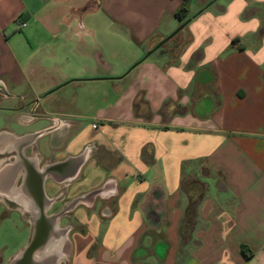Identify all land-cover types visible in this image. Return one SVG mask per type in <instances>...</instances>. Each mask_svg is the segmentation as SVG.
<instances>
[{"label": "crops", "instance_id": "obj_1", "mask_svg": "<svg viewBox=\"0 0 264 264\" xmlns=\"http://www.w3.org/2000/svg\"><path fill=\"white\" fill-rule=\"evenodd\" d=\"M183 3L0 0V151L25 162L0 192L61 213L57 264H264V0H216L118 78Z\"/></svg>", "mask_w": 264, "mask_h": 264}, {"label": "flooded vegetation", "instance_id": "obj_2", "mask_svg": "<svg viewBox=\"0 0 264 264\" xmlns=\"http://www.w3.org/2000/svg\"><path fill=\"white\" fill-rule=\"evenodd\" d=\"M19 148L20 147L16 146V148L12 151H0V159H5L4 162H7L8 159H10L11 161H15L17 167L19 165H23L25 162L21 158V152ZM27 165L28 168H30L31 164ZM21 180L22 175L21 173H19L17 176L14 177V184L19 185L21 183ZM9 184L10 183L7 179H2L0 181V189L5 190L6 188H8ZM7 205H10V208H6ZM20 206H22L20 200H10L6 197L3 192H0V224L3 223L11 215H14L17 219L28 223V225L30 226V238L28 240L27 245L23 247L18 252V254H15L7 260H5L4 257L0 254V264H39L40 262L38 260L37 250L34 251L29 258L27 257V255H20V253L29 244H41L44 236H46L50 232L49 229L51 228L49 227V223L53 220V218H45L44 216L40 215L37 210H34L33 214L23 212L19 209ZM57 243H59V240H57L55 237L54 241L53 239H51L43 250V253L47 256L53 254L54 252L59 254L61 248L60 246H57Z\"/></svg>", "mask_w": 264, "mask_h": 264}, {"label": "rangeland", "instance_id": "obj_3", "mask_svg": "<svg viewBox=\"0 0 264 264\" xmlns=\"http://www.w3.org/2000/svg\"><path fill=\"white\" fill-rule=\"evenodd\" d=\"M194 5L191 7V12H193ZM143 57V56H142ZM141 57V58H142ZM140 58V59H141ZM139 59V60H140ZM131 65L130 67H132ZM130 67L128 69H130ZM126 69L121 75L128 71ZM69 87V86H66ZM52 92L50 95H53ZM3 123V118L0 117V124ZM56 219L55 221H57ZM56 224V223H55ZM30 238V226L28 223L20 221L14 215L8 217L3 223L0 224V254L5 260L18 254V252L27 245L28 239ZM39 264H57L59 261V255L55 252L51 255H45L43 250L37 251Z\"/></svg>", "mask_w": 264, "mask_h": 264}, {"label": "water", "instance_id": "obj_4", "mask_svg": "<svg viewBox=\"0 0 264 264\" xmlns=\"http://www.w3.org/2000/svg\"><path fill=\"white\" fill-rule=\"evenodd\" d=\"M216 0H212L210 1L205 7H203L201 10H199L196 14H194L191 18L187 19L186 21H184L179 27H177V29H175L170 35H168L167 37H165L164 39H162L157 45H155L152 49H150L145 55L144 57L138 61L137 63H135L132 67H130V69H128V71L126 73H124L122 76L126 75L128 72H130L137 64H139L140 62H142L143 60H145L147 57H149L153 52H155L157 49L161 48L165 43H167L168 41H170L176 34H178L179 32H181L186 25L192 20V18L196 17L197 15H199L201 12H203L206 8H208L213 2H215ZM122 76L118 77L121 78ZM44 213V209L41 207L40 209V214L42 215ZM43 216V215H42ZM61 216L60 214L54 215L52 218L54 219V225L56 223V219H58ZM156 218V217H155ZM156 220V219H155ZM50 227L52 228V226L50 225ZM50 234V233H49ZM48 235V234H47ZM44 236V238L42 239V242L40 245H35V244H29L26 248H24V250L20 253V255H27V257L29 258L32 253L34 251H41L44 250L46 245L48 244V242L51 240V235L48 236Z\"/></svg>", "mask_w": 264, "mask_h": 264}, {"label": "trees", "instance_id": "obj_5", "mask_svg": "<svg viewBox=\"0 0 264 264\" xmlns=\"http://www.w3.org/2000/svg\"><path fill=\"white\" fill-rule=\"evenodd\" d=\"M188 14H189L188 0H184L182 6L175 12V16L183 23L186 19H188L187 17ZM179 34H177L176 36H178ZM242 254L246 259L250 257L246 246H242Z\"/></svg>", "mask_w": 264, "mask_h": 264}, {"label": "built area", "instance_id": "obj_6", "mask_svg": "<svg viewBox=\"0 0 264 264\" xmlns=\"http://www.w3.org/2000/svg\"><path fill=\"white\" fill-rule=\"evenodd\" d=\"M26 25H27V24H26L25 21H22V22H21V26H22V27H25Z\"/></svg>", "mask_w": 264, "mask_h": 264}]
</instances>
